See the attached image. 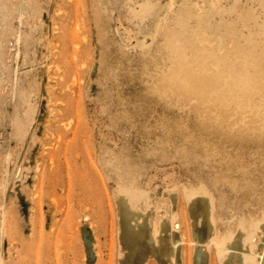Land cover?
Listing matches in <instances>:
<instances>
[{
	"label": "rangeland",
	"instance_id": "374dc122",
	"mask_svg": "<svg viewBox=\"0 0 264 264\" xmlns=\"http://www.w3.org/2000/svg\"><path fill=\"white\" fill-rule=\"evenodd\" d=\"M263 215L264 0H0V264H264Z\"/></svg>",
	"mask_w": 264,
	"mask_h": 264
},
{
	"label": "bare ground",
	"instance_id": "6f19581e",
	"mask_svg": "<svg viewBox=\"0 0 264 264\" xmlns=\"http://www.w3.org/2000/svg\"><path fill=\"white\" fill-rule=\"evenodd\" d=\"M142 8H140L139 10H138V13L139 14H142V13H144V12H146L148 9H149V3L148 2H144L142 5ZM77 44V43H76ZM196 194L197 193H190L189 195H188V197H189V199H190V201H193L194 199H195V196H196ZM202 194H204L203 192L201 193V195ZM118 197V201H119V205L121 206V207H123V211H122V213L125 215L124 217H125V219L128 221V222H131L134 226H138V227H140V225H141V219H140V217H139V215H137V207L135 206V203L134 202H136L137 200L136 199H133V193H125L124 195L122 194V195H118L117 196ZM143 207H144V211H146V209H147V207H148V205L150 204V201H148V199L144 196L143 198ZM167 205L166 204V202H164V200H159V204H158V206L159 205ZM152 206H154V205H152ZM167 214V213H166ZM264 216V215H263ZM160 220V219H159ZM207 221H208V223H209V227H211V223H213L212 221H213V217L211 216V214H209L208 216H207ZM259 221V220H258ZM172 222V218L171 217H169V216H166L165 218H163V219H161L160 221H159V223L158 222H156L155 221V219H153V221L151 222V223H149V225H150V233H151V236H152V238L154 239V241H157V237H158V234L159 233H161V229L163 228V227H167V225H168V227H169V223H171ZM256 222V224L254 223V224H251V225H248V226H242V228H241V230H240V233H239V235L237 236V238H239L240 239V242H241V245L245 248V249H251V250H254L255 251V249H253V247H252V238L254 237V235L256 236V239H257V236H258V233H260V231H262V225H264V217L262 218V220L261 221H259V223H257V220L255 221ZM244 224V223H243ZM241 225H242V223H241ZM260 226H261V230H258L259 228H260ZM240 227V226H239ZM169 230V229H168ZM167 230V231H168ZM239 231V230H238ZM264 232V231H263ZM231 234V233H230ZM229 234V235H230ZM263 234V233H262ZM262 234H259L260 236L262 235ZM231 235H233V234H231ZM231 235H230V238H231ZM264 235V234H263ZM259 237V236H258ZM226 238V237H225ZM227 238H228V234H227ZM259 238H261V237H259ZM224 239V237L222 238V239H220V240H218L217 242H216V244H217V246L219 247V248H222V250L224 249V245L226 246H229V245H231V241L229 240V241H225V240H223ZM254 240V239H253ZM260 240V239H259ZM258 240V241H259ZM216 244H214L215 246H216ZM235 244V243H234ZM236 245V244H235ZM239 245V244H238ZM216 246V248H218ZM226 246V247H227ZM242 246H241V248H242ZM256 245H254V247H255ZM232 247H234V246H232ZM236 248V247H235ZM243 248V249H244ZM227 249V248H226ZM172 250H173V248H172ZM221 249H219V251L218 252H220V253H218L219 254V256L220 257H222V256H225L224 255V253H225V251L223 250H221L222 252H224V253H222L221 251H220ZM228 250H230L231 251V249H229L228 248ZM238 250V249H237ZM205 251H206V248H205ZM233 251H235V249H233ZM232 251V252H233ZM237 252H241L240 250H238ZM244 252H246V251H244ZM168 253H170V252H168ZM231 253V252H230ZM235 253V252H234ZM242 253V252H241ZM220 254H223V255H220ZM232 254V253H231ZM236 254H238V253H235V255H234V257L237 259V257L238 256H236ZM249 254H250V252H249ZM248 254V255H249ZM252 254V253H251ZM170 256L171 255H173V253L172 254H169ZM230 255V254H229ZM247 255V256H248ZM252 255H254V253L252 254ZM243 256H245L244 254H241V259H243L244 257ZM250 256V255H249ZM165 257H166V254H165ZM226 257V256H225ZM243 257V258H242ZM246 257V256H245ZM253 257V256H252ZM171 258V257H170ZM173 258V257H172ZM227 258H228V255H227ZM230 259L232 258L231 256L229 257ZM250 258H251V256H250ZM169 259V258H168ZM234 259V258H233ZM232 259V260H233ZM235 259V260H236ZM240 259V260H241ZM245 260H241L242 261V264H249L248 263V261L246 260L247 258H244ZM231 260V261H232ZM249 260V259H248ZM252 260V258L250 259V261ZM241 261H239L238 260V263L239 262H241ZM253 261V260H252ZM171 262V261H170ZM169 262V263H170ZM233 262H235V261H233ZM254 262V261H253ZM252 262V263H253ZM226 264H228V262H225ZM224 263V264H225ZM235 263H237V261L235 262ZM171 264V263H170ZM239 264H241V263H239Z\"/></svg>",
	"mask_w": 264,
	"mask_h": 264
}]
</instances>
